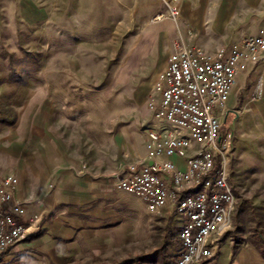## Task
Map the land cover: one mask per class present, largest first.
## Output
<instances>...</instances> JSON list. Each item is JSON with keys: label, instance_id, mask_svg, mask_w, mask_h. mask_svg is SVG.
Segmentation results:
<instances>
[{"label": "rangeland", "instance_id": "1", "mask_svg": "<svg viewBox=\"0 0 264 264\" xmlns=\"http://www.w3.org/2000/svg\"><path fill=\"white\" fill-rule=\"evenodd\" d=\"M174 23L162 0H0V179L28 163L36 168L54 144L93 172L139 159L156 76L178 39ZM233 148L237 207L205 264H223L226 251L230 264L247 248L264 264V149ZM52 188L49 179L45 192ZM117 192L109 225L88 228L62 258L13 246L0 264H117L154 252L174 262L177 221Z\"/></svg>", "mask_w": 264, "mask_h": 264}, {"label": "built area", "instance_id": "2", "mask_svg": "<svg viewBox=\"0 0 264 264\" xmlns=\"http://www.w3.org/2000/svg\"><path fill=\"white\" fill-rule=\"evenodd\" d=\"M167 16L179 18L181 0H162ZM190 33V32H188ZM264 56V30L245 35L230 50L209 54L183 41L156 76L158 99L150 101L145 154L125 163L115 191L135 196L151 212L167 209L178 223L175 264H201L220 250L231 226L237 197L229 180L232 134L221 130V114L237 75ZM182 160L180 168L172 161ZM18 179H0V261L39 222L16 198Z\"/></svg>", "mask_w": 264, "mask_h": 264}, {"label": "crops", "instance_id": "3", "mask_svg": "<svg viewBox=\"0 0 264 264\" xmlns=\"http://www.w3.org/2000/svg\"><path fill=\"white\" fill-rule=\"evenodd\" d=\"M176 24L178 39L172 51L183 41L209 54L218 48L228 52L240 37L257 35L264 30V0H181ZM220 114L221 127L223 125L224 131H230L235 138L233 155L239 148L245 153H253V146L259 142L264 149V56L237 75ZM49 151L41 152L36 168L28 163L26 171L17 167L13 173H8L18 179L16 198L25 203L27 215L39 216L37 225L14 246L37 251L43 248L62 258L85 237L88 228L100 227L103 231L101 227L109 225L107 205L120 194L112 185L125 163L116 172H109L105 166L93 172L83 170L82 164L65 154L57 144H54L53 155ZM139 152L133 160L144 156V148L141 147ZM172 161L178 167H184L182 160L174 158ZM33 169L37 176L33 175ZM237 177V172L229 169L234 192L235 187L238 188V184L235 186ZM49 179L53 188L45 192ZM30 195H36V198L30 200ZM162 210L172 218L167 209ZM98 233L102 236V232ZM229 255L226 251L223 264H227ZM230 264L263 263L257 252L247 248L234 255Z\"/></svg>", "mask_w": 264, "mask_h": 264}, {"label": "trees", "instance_id": "4", "mask_svg": "<svg viewBox=\"0 0 264 264\" xmlns=\"http://www.w3.org/2000/svg\"><path fill=\"white\" fill-rule=\"evenodd\" d=\"M175 261L176 259L174 260V262H168L165 258V255L161 256L159 252H154V254L152 253L148 255H143L134 259L131 258V260L126 259L117 264H175ZM201 264H205V262H202Z\"/></svg>", "mask_w": 264, "mask_h": 264}]
</instances>
